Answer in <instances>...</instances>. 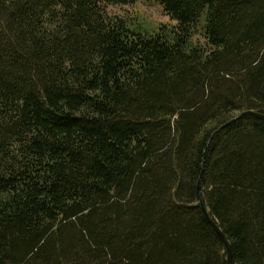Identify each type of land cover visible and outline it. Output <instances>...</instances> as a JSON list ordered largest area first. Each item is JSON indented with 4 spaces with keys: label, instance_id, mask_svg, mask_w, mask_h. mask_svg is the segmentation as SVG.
I'll return each instance as SVG.
<instances>
[{
    "label": "trees",
    "instance_id": "obj_1",
    "mask_svg": "<svg viewBox=\"0 0 264 264\" xmlns=\"http://www.w3.org/2000/svg\"><path fill=\"white\" fill-rule=\"evenodd\" d=\"M0 0V264H264V0Z\"/></svg>",
    "mask_w": 264,
    "mask_h": 264
},
{
    "label": "rangeland",
    "instance_id": "obj_2",
    "mask_svg": "<svg viewBox=\"0 0 264 264\" xmlns=\"http://www.w3.org/2000/svg\"><path fill=\"white\" fill-rule=\"evenodd\" d=\"M108 11L112 16L127 18L139 23L141 26L157 28L161 25L175 26L163 8L156 2L139 0L134 4L125 6H109Z\"/></svg>",
    "mask_w": 264,
    "mask_h": 264
},
{
    "label": "water",
    "instance_id": "obj_3",
    "mask_svg": "<svg viewBox=\"0 0 264 264\" xmlns=\"http://www.w3.org/2000/svg\"><path fill=\"white\" fill-rule=\"evenodd\" d=\"M250 116L264 121V114L253 112V111L244 112V113L240 114L238 117L239 118H243V117H250ZM198 196H199V200L201 202L203 211H204L208 221L211 223V225L213 226L214 230L220 236V238L222 239V241L224 242V244L226 246L227 254H228V264H234L233 256H232V250H231L230 244L226 240V238H225L224 234L222 233V231L219 229L218 225L210 218L209 212H208L206 206L203 203L199 188H198Z\"/></svg>",
    "mask_w": 264,
    "mask_h": 264
}]
</instances>
